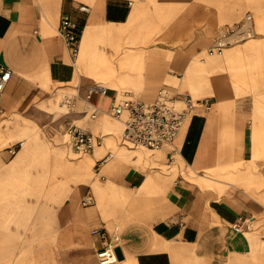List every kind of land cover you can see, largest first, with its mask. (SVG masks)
Returning <instances> with one entry per match:
<instances>
[{
	"label": "crops",
	"instance_id": "0c3cea01",
	"mask_svg": "<svg viewBox=\"0 0 264 264\" xmlns=\"http://www.w3.org/2000/svg\"><path fill=\"white\" fill-rule=\"evenodd\" d=\"M188 1L178 0L174 6ZM80 3L89 5L90 12L79 11ZM133 4V0H0V65L12 70L0 92V115L32 111L52 90L73 83L76 67L86 68L83 62L74 67L57 32L63 13L82 27L76 59L88 58L90 63L94 48L117 65L130 53L137 59L138 70L124 78L132 88L124 90L125 96L153 101L158 90L168 86L190 94L196 104L175 147L152 149V159L146 151L117 143L107 133L110 126L101 130L106 132L105 143L93 130L99 143L91 157L99 163L100 175L94 189L83 194L92 193V205L80 207L76 193L70 191L92 160L70 162L61 152L53 154L49 167L56 168L53 172L45 167V196L54 217L45 215L57 218L55 237L50 248L30 245L28 264H100L97 251L103 240L94 229L114 225L119 226L123 253L116 264H264V104L259 95L242 89L245 82L235 87L227 72L211 74L210 65L194 59L211 45L228 12L211 8L213 12L188 14L190 23L179 29L182 34L173 49L157 47L142 55L143 47L129 48L113 60L105 45L94 46L96 33L114 38L116 31L98 29L104 23H126ZM209 6L214 5L206 3L205 9ZM121 74L111 80L118 82ZM175 79L177 84L170 83ZM103 88L89 90L90 104L103 111L93 121L99 122L112 102L122 98L118 88L106 87L104 92ZM117 120L127 140L123 121ZM17 143L8 147L9 152L17 151L10 150ZM108 153L113 156L105 159ZM68 193L72 199L67 202ZM5 207L1 200L0 208ZM12 207L13 218H18L19 207ZM3 214L0 211V264H20L21 233L6 231L9 222ZM239 215L252 218L250 230H234Z\"/></svg>",
	"mask_w": 264,
	"mask_h": 264
},
{
	"label": "rangeland",
	"instance_id": "374dc122",
	"mask_svg": "<svg viewBox=\"0 0 264 264\" xmlns=\"http://www.w3.org/2000/svg\"><path fill=\"white\" fill-rule=\"evenodd\" d=\"M133 2L132 12L126 23H104L98 29V33L103 28L116 31L114 38L100 37L96 33L94 46L105 45L113 60L129 48L143 47L142 55L150 54L157 47L173 49L172 47L178 44L179 36L182 34L179 29L186 28L190 23L188 14L204 13V11L208 13L207 9L211 8L214 11L217 9L229 11L228 17L219 21L217 25L219 31L223 24L239 19L250 12L255 22V34L251 38L235 43L222 55H209L206 51H202L194 59L201 65H210L211 74L216 72L221 74L232 70L247 71L250 76L245 79L242 89L250 91L256 97L259 95L261 103L264 104V0H224V2L222 0H191L181 3V7L179 4L174 6L178 0H133ZM206 3L216 7L205 9ZM77 55L71 57V62ZM137 56L143 57L140 54ZM73 65L76 67L75 64ZM224 81L221 83L224 84ZM170 83L177 84L178 80L175 79ZM93 87H100L95 82L93 73L87 68L76 67L75 81L52 90L51 96L32 111L20 116L0 115V201H4L6 205L4 209L0 208V211L4 210L5 221L9 222L4 225L6 231L15 229L21 233L20 264L30 263V245L43 249L50 248L53 244L57 218L51 220L45 212L40 211L43 203L39 202L44 197L48 178L45 167L50 166L53 154L61 152L70 162L92 160V165L85 171L79 184L70 189L71 194L76 193L80 207H83L81 198L84 191L89 188L93 190L94 182L100 175L99 163L91 157L92 150L75 153L66 144L67 122H75L102 134L104 143L106 132L101 131L102 127L110 126V131L107 133L117 143H127L131 147L146 151L148 158L153 157L152 149L122 138L121 123L116 118L103 113L99 119L101 123L91 119L90 106L85 103L84 97ZM124 90H132V88L128 81L123 80L118 86L119 97L125 96ZM261 114L264 117V111ZM21 140L25 141L24 144L15 153L9 152L8 147ZM109 151L113 152L115 149L111 148ZM71 194H66L64 201L68 202L72 199ZM36 198L40 200L36 201ZM31 199L34 202L28 204L27 200ZM13 205L15 208L19 207L18 218L16 215L13 218L11 214ZM30 205L33 206L32 210L29 209Z\"/></svg>",
	"mask_w": 264,
	"mask_h": 264
},
{
	"label": "built area",
	"instance_id": "2783aa9c",
	"mask_svg": "<svg viewBox=\"0 0 264 264\" xmlns=\"http://www.w3.org/2000/svg\"><path fill=\"white\" fill-rule=\"evenodd\" d=\"M78 9L89 13L90 7L80 3ZM58 34L63 39L72 56L80 50L82 27L70 14L63 13L57 28ZM255 34L254 17L250 12L245 13L239 19L223 24L218 34L213 38L211 45L206 49L209 55H222L226 49L235 43L247 40ZM12 74V70L6 65H0V92L4 89ZM181 77L182 75L179 74ZM103 92L105 88L101 89ZM90 94L87 101L90 107V117L97 119L103 111L90 104ZM196 107L193 97L185 92L175 91L171 87L164 86L158 90L157 97L153 101H146L140 97L124 96L114 100L108 114L123 121V137L137 145L153 150L174 148L175 140L182 130L186 120ZM65 135L70 147L77 153L92 150L98 143V137L88 127L69 122L65 126ZM24 144L19 141L10 150L15 152ZM113 156L108 153L105 159ZM95 198L87 191L81 199L83 206L92 205ZM253 225L251 217L239 215L233 223L237 232L250 230ZM103 240L102 246L97 251L100 264H116L119 261L117 248L120 247L121 236L118 225L111 229L99 227L94 229Z\"/></svg>",
	"mask_w": 264,
	"mask_h": 264
},
{
	"label": "bare ground",
	"instance_id": "6f19581e",
	"mask_svg": "<svg viewBox=\"0 0 264 264\" xmlns=\"http://www.w3.org/2000/svg\"><path fill=\"white\" fill-rule=\"evenodd\" d=\"M224 2V0H222ZM246 2V1H245ZM226 5V4H225ZM216 6V5H214ZM210 7V6H209ZM223 11V10H222ZM229 12V11H228ZM227 14V13H226ZM228 16V15H227ZM189 17V16H188ZM199 20V19H198ZM194 22V21H193ZM201 22V21H200ZM227 22V21H226ZM203 24V23H202ZM201 24V25H202ZM200 25V26H201ZM196 26V25H195ZM198 26V27H200ZM139 27V26H138ZM164 30V29H163ZM160 33V32H159ZM81 40V39H80ZM167 40V39H166ZM159 41V40H158ZM161 41V40H160ZM168 43V42H167ZM172 45V44H170ZM239 45V44H238ZM159 48V47H158ZM173 48V47H172ZM135 50V49H134ZM141 56V55H140ZM189 59V58H188ZM84 63L86 65V68L91 71L93 73L94 76V80L95 82H98L100 84H98V86L100 87H114V88H118V86H120L124 80V78H126L125 76L128 75H133L134 72H136L138 70V61L137 59H135L131 53L127 54V56L125 58L122 59V62L120 63V65H117L115 63H112V60L110 58H106L103 57L99 51V49L94 48V50L91 51V61L89 63V59H85V61H81L80 58L78 59H74L73 63L74 64H81ZM169 66V65H168ZM202 67V66H201ZM173 69V68H172ZM184 71V70H183ZM119 72H122V74L120 76H117L118 78V82H113V80H111V77L114 75H117ZM228 76H230L232 85H234L235 87H241L242 85H240L239 83H243L245 82V79L247 77V75H249V73L247 71H243V70H232V71H227ZM130 78V77H129ZM164 78V77H163ZM136 84V83H135ZM90 90V89H89ZM107 90V89H106ZM127 91V90H126ZM107 92V91H106ZM89 95V91H87L86 96L84 97V100L86 101L85 103H88L87 101V96ZM234 98V97H233ZM151 100V99H150ZM89 104V103H88ZM10 109V108H9ZM76 120V119H75ZM103 121V120H102ZM37 146V145H36ZM35 146V148H36ZM34 148V147H33ZM36 151V150H34ZM43 160V159H42ZM39 161V160H38ZM60 168V166H58ZM62 167H65V165H62ZM47 169H52L54 172L55 164H52L51 167L46 166ZM42 199V198H41ZM40 199L36 198V201H38ZM47 201V203H46ZM43 207L42 210L40 209V211L45 212L46 214L50 215L52 213V216L54 217V211L53 209H51L50 207H48L46 204L49 205L48 200L44 194V197L42 200L39 201ZM28 204H31L30 202H28ZM30 210H32L31 208H33V206L31 207V205L29 206ZM39 208V207H38ZM38 211V210H37ZM36 211V212H37ZM35 212V213H36ZM42 212V214H43ZM39 213V212H38ZM36 215V214H35ZM38 216V215H37ZM33 219V218H32ZM37 219V217H36ZM41 219V218H40Z\"/></svg>",
	"mask_w": 264,
	"mask_h": 264
},
{
	"label": "water",
	"instance_id": "95a60500",
	"mask_svg": "<svg viewBox=\"0 0 264 264\" xmlns=\"http://www.w3.org/2000/svg\"><path fill=\"white\" fill-rule=\"evenodd\" d=\"M118 256L121 259L123 257V253L120 247L117 248Z\"/></svg>",
	"mask_w": 264,
	"mask_h": 264
}]
</instances>
